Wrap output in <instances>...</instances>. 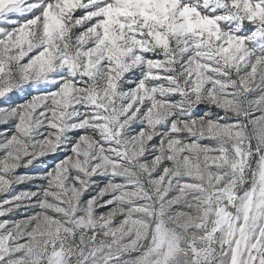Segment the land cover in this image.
<instances>
[{"label":"snow or ice","instance_id":"snow-or-ice-1","mask_svg":"<svg viewBox=\"0 0 264 264\" xmlns=\"http://www.w3.org/2000/svg\"><path fill=\"white\" fill-rule=\"evenodd\" d=\"M245 61L253 73L256 65H264V0H0V190L12 192L15 185L32 180L17 175V169L37 158H51L54 166L45 175L53 168L59 173L71 153L79 152L82 138L93 142L92 133L110 137L95 140L99 144L130 137L142 144L141 131L160 111L159 96L164 103L187 97L193 122L203 118L209 101L216 103L212 85L237 87L251 102L264 99V90L249 87L248 80L226 83ZM37 81L50 82L33 95L32 82ZM25 84L23 95L15 91ZM258 118H264V111H249L230 124L249 122L236 134L249 137V159L258 150L264 198V147L251 138L255 131H248ZM215 123L209 121L210 132ZM171 125L156 127L167 131ZM28 136L39 137L37 153L27 151L21 137ZM157 137L147 144L162 142ZM53 145H58L54 151ZM235 151L243 155L239 148ZM148 155L159 162L155 152H142L140 158ZM103 159L113 168L122 163ZM91 179L108 180L109 175ZM253 199L244 206L245 228L231 250L230 264H264V228L254 231L255 221L264 219V199L249 229ZM7 259L0 257V264Z\"/></svg>","mask_w":264,"mask_h":264},{"label":"rangeland","instance_id":"rangeland-1","mask_svg":"<svg viewBox=\"0 0 264 264\" xmlns=\"http://www.w3.org/2000/svg\"><path fill=\"white\" fill-rule=\"evenodd\" d=\"M246 63L241 62L239 70L225 78L226 83L245 79L249 87L264 90V65H256L253 73ZM47 82H32V94ZM26 88L27 84L15 91L23 95ZM212 88L216 103L209 101L203 118L195 122L188 115L185 97L175 103L157 97L161 105L171 106L174 115L168 121L179 117L181 128L165 138V129L157 127L160 134L155 136L157 142L162 137V142L144 146V154L158 153L159 162L150 155L142 160L141 142L130 137L126 142L93 144L86 165L83 153L73 151L59 173L53 168L45 175L54 166L50 157L22 165L17 175L33 179L15 185L12 192L0 190V257H7V264H230L231 250L245 228L244 206L254 197L249 207L250 229L264 199L258 150H252L249 159V137L236 134L249 122L242 119L239 126L230 122L249 111H264V99L251 102L237 87ZM203 99L208 100L207 92ZM210 120L216 122L212 132ZM224 123L229 124L227 129L220 126ZM8 124L10 130L15 129L14 119ZM260 129H264V118L252 122L248 131H255L251 138L264 147ZM91 135L97 141L104 139ZM21 138L29 153L39 151L34 146L39 137ZM170 140L179 143L170 145ZM80 147L87 145L81 142ZM104 156L122 163L106 166ZM77 160L81 168L75 166ZM97 164L101 167L96 168ZM93 174H106L109 179L93 181ZM255 224L258 234L264 219ZM241 254L246 262L243 246Z\"/></svg>","mask_w":264,"mask_h":264},{"label":"clouds","instance_id":"clouds-1","mask_svg":"<svg viewBox=\"0 0 264 264\" xmlns=\"http://www.w3.org/2000/svg\"><path fill=\"white\" fill-rule=\"evenodd\" d=\"M185 102H187V97H185ZM172 115H174V113L171 110V106L170 105H161V110L159 111V113L156 114L155 119L154 120H150L149 123H148V125H147V127L141 131L140 136L143 137V143L141 144L140 153H142V152L145 151V147L144 146L147 144V140L148 139H151V137L160 134L159 132L156 131V128H157L156 126L158 124H160V125H166L168 119ZM179 122H180L179 121V117H177V119H175V120L172 121L171 128L168 131H165L164 132V137L165 138L168 137L171 134V132H173V131L174 132L181 131V128L178 127ZM184 128L187 129L189 132L192 131V129L188 127L187 122H184ZM118 135L119 134L117 133V136ZM104 138L105 139H108L110 137H104ZM84 139H86V138H82V141L81 142L84 143ZM119 142L120 141L117 140V143H119ZM95 143H98V142L93 139V142L91 144L84 143V144L87 145V148L82 149L80 147V144H78L77 145V148L79 149V152H77V151L74 150V152H76L78 154L81 153V152L83 153V155L85 157V160L83 162L84 165H86L88 163V159L87 158L90 155L89 150L93 147V144H95ZM169 143L171 145V144L179 143V141L178 140H170ZM56 146H58V145L51 146L50 150L54 151ZM102 152H103V149H101V154H102ZM157 159L160 160V157H158ZM75 166L77 168H81L82 167L81 162L79 160H77V163H76ZM93 171H95V169H93ZM77 179H79V177H77ZM81 183L83 184L84 182L81 181ZM104 194H105V190L104 189H101L99 195L100 196H103ZM93 200H95V197H93ZM89 203H91V202H89Z\"/></svg>","mask_w":264,"mask_h":264},{"label":"trees","instance_id":"trees-1","mask_svg":"<svg viewBox=\"0 0 264 264\" xmlns=\"http://www.w3.org/2000/svg\"><path fill=\"white\" fill-rule=\"evenodd\" d=\"M212 108H214V109L216 110V108H215V107H212Z\"/></svg>","mask_w":264,"mask_h":264}]
</instances>
